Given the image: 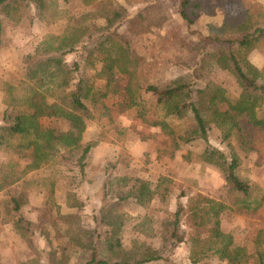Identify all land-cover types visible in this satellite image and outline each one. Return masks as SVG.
Returning <instances> with one entry per match:
<instances>
[{
  "label": "rangeland",
  "instance_id": "374dc122",
  "mask_svg": "<svg viewBox=\"0 0 264 264\" xmlns=\"http://www.w3.org/2000/svg\"><path fill=\"white\" fill-rule=\"evenodd\" d=\"M49 1L52 6L44 13L43 19L34 15L32 5L17 11L12 3L11 16L0 10L1 80L19 83L26 73L25 57L33 54L48 35L62 33L69 14H79L88 9L81 0ZM113 1L125 7L130 15L146 6L142 0ZM164 1L168 5L170 19L161 27L152 25L150 32L129 38L132 47L149 63L147 82L156 84L176 80L192 84L196 89L214 81L225 87L229 95H239L240 87L232 74L214 66L199 68L198 61L206 50L228 48L224 42L205 40L211 33L210 25L220 26L225 17L238 15L253 2L264 7V0H200L204 4H212L213 9L208 11L204 8L192 15L191 23L180 15V0ZM21 12L24 15L19 18ZM120 31L129 36L125 26ZM93 46L94 41L86 39L76 51L68 53L65 60L70 64L78 61L79 75L92 83L95 90H105L106 81L99 77L104 55L92 50ZM248 58L259 69L264 66V53L259 47L251 51ZM126 81L125 75L117 74L116 89L107 97H102L101 102L105 103L113 96L123 100ZM66 93L55 90L49 101L67 102ZM2 97L0 92V125H3L5 111L19 113L22 110L21 106L8 108ZM140 99L147 106L146 116L149 119L162 117L163 110L157 105L152 92L142 91ZM87 105L90 117L86 120L82 143L91 141L96 144L87 157L83 172L76 161L77 155L68 149H61L41 168L25 173L27 159L22 158L23 152L16 148L17 142L12 140L8 147L0 146V184L7 176V181L14 180L0 190V264H84L91 253L87 245L93 240L98 256L102 258L103 238L98 239L96 235H104L107 226H97L94 218L97 214L100 216L99 210L109 203L108 200L113 201L111 198L117 191L115 176H140L152 183L159 176L171 180L164 201L155 197L148 206L140 205L134 198L121 201L117 212L124 215L122 237L126 247L130 246L132 239H138L154 248H161L164 225L173 218L178 202L185 206L188 198L198 192L214 199L226 198L221 172L199 158L208 145L229 152L227 141L222 139L219 129L212 126L207 142L196 139L182 143L174 158L158 159L153 139L143 140L140 136V132L149 136L158 129L144 122L136 108L128 109L110 122L100 116L90 102ZM258 115L264 117V104L258 109ZM169 120L179 132L193 123L189 113ZM240 122L246 148L236 137L231 139L241 160L238 173L251 185L257 184L264 191V131L250 124L245 117L240 118ZM41 123L56 131L68 130L71 126L63 117L44 116ZM130 147L134 153H131ZM187 153H191L190 161L182 157ZM106 184L109 189L108 186L104 189ZM23 191L25 202L20 215L33 222V226L31 232L21 235L14 224L16 214L10 211V198ZM107 192L104 201L103 196ZM222 227L232 233L235 242L245 246L249 253L258 247L264 249V203L254 212L245 208L227 210L222 215ZM166 253L167 261L151 264H236L221 260L217 255L192 261L190 245L185 242Z\"/></svg>",
  "mask_w": 264,
  "mask_h": 264
},
{
  "label": "trees",
  "instance_id": "16d2710c",
  "mask_svg": "<svg viewBox=\"0 0 264 264\" xmlns=\"http://www.w3.org/2000/svg\"><path fill=\"white\" fill-rule=\"evenodd\" d=\"M142 1L146 6L130 15L125 7L113 0H81L88 9L79 14H69L62 33L48 35L33 54L25 57L26 73L19 83L0 79L3 103L8 108L22 107L19 113L5 111L3 125H0V146L8 147L12 140L17 142L16 148L23 152L22 158L27 159L23 170L25 173L41 168L61 149H68L77 155L76 161L83 172L87 157L96 144L91 141L82 143L86 120L90 117L87 102L110 122L115 116L136 108L144 122L158 129L149 136L140 132L143 140L153 139L158 159L174 158L182 143L196 139L207 142L214 126L221 131L222 139L227 141L229 152L208 145L199 158L221 172L225 180L226 198L214 199L198 192L188 198L185 206L178 202L173 218L164 225L161 248H154L138 239H132L130 246L126 247L122 237L124 215L117 212L121 201L134 198L142 206H148L155 197L164 201L171 180L159 176L152 183L140 176H115L117 191L113 193V201L108 200L109 203L100 208V216L97 214L94 218L97 226H107L104 235H96L98 239L103 238V256L99 258L93 240L87 245L91 253L84 264H151L167 261V250H173L182 242L190 245L192 261L217 255L221 260L236 264H264L263 248L258 247L249 253L245 246L235 242L232 233L224 231L222 227V215L227 210L245 208L254 212L264 203V191L239 175L241 160L231 142L232 137H236L246 148L240 122L242 117L264 131V117L258 115V109L264 104V66L259 69L248 58L250 52L258 47L264 53V7L253 2L238 15L225 17L220 26L210 25L211 33L205 38L224 42L228 48L204 51L198 67L214 66L232 74L240 93L231 96L225 87L214 81H208L204 87L196 89L192 84L176 80L156 84L147 82L149 63L144 55L132 47L129 38L150 32L152 25L161 27L170 19V13L164 0ZM12 3L17 11L32 5L34 15L40 19L52 6L49 0H0V10L6 16L12 15ZM205 4L200 0H180V15L191 23L192 15L204 8L208 11L213 9L212 4ZM23 15L24 12H21L19 18ZM123 26L129 36L120 31ZM86 39L94 41L92 50L104 55L99 77L106 81L105 90H95L92 83L79 75L78 61L70 64L65 60V56L76 51ZM117 74L127 78L125 98L121 100L113 96L107 102H101L102 97H107L109 92L116 89ZM69 88L71 90L67 91ZM55 90L67 92L65 97L69 102H50L49 96ZM142 91H150L156 96L157 105L163 110L160 119L151 120L146 116L147 106L140 99ZM64 101L68 103L67 106ZM185 113L190 114L193 123L179 132L169 118H181ZM44 116L63 117L71 126L65 131L45 127L41 123ZM114 129L118 130L116 126ZM189 156L191 153L182 155L186 161H190ZM7 180L8 176L3 178L0 190L14 181ZM24 196L23 191L10 198V211L16 214L14 224L21 235L31 232L33 226V222L20 215ZM107 196L108 192L103 196L104 201Z\"/></svg>",
  "mask_w": 264,
  "mask_h": 264
},
{
  "label": "crops",
  "instance_id": "0c3cea01",
  "mask_svg": "<svg viewBox=\"0 0 264 264\" xmlns=\"http://www.w3.org/2000/svg\"><path fill=\"white\" fill-rule=\"evenodd\" d=\"M133 148L132 147H130V151H131V153H134V151L132 150Z\"/></svg>",
  "mask_w": 264,
  "mask_h": 264
}]
</instances>
